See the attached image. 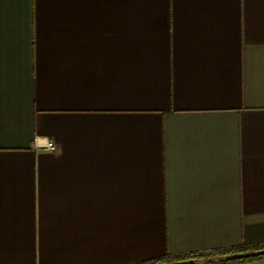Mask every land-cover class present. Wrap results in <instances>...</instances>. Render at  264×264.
Wrapping results in <instances>:
<instances>
[{
    "label": "crops",
    "instance_id": "0c3cea01",
    "mask_svg": "<svg viewBox=\"0 0 264 264\" xmlns=\"http://www.w3.org/2000/svg\"><path fill=\"white\" fill-rule=\"evenodd\" d=\"M249 244L264 0H0V264Z\"/></svg>",
    "mask_w": 264,
    "mask_h": 264
},
{
    "label": "trees",
    "instance_id": "16d2710c",
    "mask_svg": "<svg viewBox=\"0 0 264 264\" xmlns=\"http://www.w3.org/2000/svg\"><path fill=\"white\" fill-rule=\"evenodd\" d=\"M264 260V244L166 254L139 264H245Z\"/></svg>",
    "mask_w": 264,
    "mask_h": 264
},
{
    "label": "built area",
    "instance_id": "2783aa9c",
    "mask_svg": "<svg viewBox=\"0 0 264 264\" xmlns=\"http://www.w3.org/2000/svg\"><path fill=\"white\" fill-rule=\"evenodd\" d=\"M46 148L51 151H58L59 146L55 141L49 140Z\"/></svg>",
    "mask_w": 264,
    "mask_h": 264
}]
</instances>
